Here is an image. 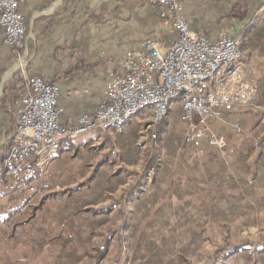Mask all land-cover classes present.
Masks as SVG:
<instances>
[{"label": "rangeland", "instance_id": "1", "mask_svg": "<svg viewBox=\"0 0 264 264\" xmlns=\"http://www.w3.org/2000/svg\"><path fill=\"white\" fill-rule=\"evenodd\" d=\"M250 41L241 39L242 53ZM259 43L264 52V40ZM16 61L4 67L0 99ZM262 77L264 88V71ZM255 85L254 99L226 114L257 106L264 118V92L258 99ZM258 100L261 105H250ZM15 103H0L12 127ZM177 104L159 139L146 109L121 129L80 134L75 143L85 144L59 164H45L40 180L13 190L0 180V264H86L100 241L91 232L109 229L108 252L98 264H264V139L255 135L233 150L241 129L224 132V114L208 127L224 138L223 153L205 142L197 150L184 141ZM42 182L49 190H30ZM121 214L126 225L119 240ZM242 242L246 246L234 255L217 253Z\"/></svg>", "mask_w": 264, "mask_h": 264}, {"label": "built area", "instance_id": "2", "mask_svg": "<svg viewBox=\"0 0 264 264\" xmlns=\"http://www.w3.org/2000/svg\"><path fill=\"white\" fill-rule=\"evenodd\" d=\"M26 2L0 0V42L17 60L8 78L13 77L20 87L13 132L0 166L4 189L42 177V167L58 158L62 142H74L88 131L121 129L146 109L151 126H156L168 117L173 102L180 105L185 143L201 150L205 142L223 153L224 138L215 136L209 124L246 105L257 92L241 67L242 37L220 31L210 39L191 30L182 17L181 0H149L159 10L162 25L175 30L176 39L161 51L157 39L147 37L128 51L119 66L108 71L95 111L63 124V109L57 103L59 86L25 72L27 30L20 7ZM49 188L43 183L30 190L40 194Z\"/></svg>", "mask_w": 264, "mask_h": 264}, {"label": "crops", "instance_id": "3", "mask_svg": "<svg viewBox=\"0 0 264 264\" xmlns=\"http://www.w3.org/2000/svg\"><path fill=\"white\" fill-rule=\"evenodd\" d=\"M181 2L182 17L195 33L211 39L224 31L230 37L251 39L249 47L242 48L241 67L248 79L260 84L258 99L262 98L264 52L258 46L259 41L264 40V0L253 2L254 13H248L243 22L226 18L236 0ZM20 12L27 30L25 72L59 86L57 103L63 109L60 116L63 124L95 111L108 71L116 69L128 51L138 48L147 37L156 38L160 50L164 51L177 37L174 29L162 25L159 10L149 0H27ZM247 50L251 53L248 58L245 57ZM14 59L13 53L0 42V81L5 65L13 63ZM85 88L89 89L88 94L84 93ZM177 105L176 102L171 104L168 116L175 113ZM250 105H261V102ZM255 109L257 106L254 109L248 106L222 118L224 132L231 129L233 134L234 128L240 126L239 134H235L240 142L233 149L237 152L244 148L245 139L252 140L255 135L264 139V118H259ZM7 112L5 107L0 112V161L6 156V144L13 132ZM84 144L62 142L59 160L51 161V166L72 156ZM50 168L46 167V171ZM137 189L131 190L127 200L135 196Z\"/></svg>", "mask_w": 264, "mask_h": 264}, {"label": "trees", "instance_id": "4", "mask_svg": "<svg viewBox=\"0 0 264 264\" xmlns=\"http://www.w3.org/2000/svg\"><path fill=\"white\" fill-rule=\"evenodd\" d=\"M256 0H236V3L231 7L230 12L226 16L228 20L243 22L246 16L249 14L254 13V9L252 7L253 2ZM19 83L12 77L6 81L3 87V95L0 99V103L3 105H8L17 102L19 97ZM166 124V118H164L158 125H157V136L156 138L159 139L160 134L163 131L164 125ZM4 159V158H3ZM0 161V163L3 161ZM132 193H128V197H130ZM122 213L121 211H119ZM126 225L125 218L121 214L120 226L117 233V238L120 240L122 237V231ZM112 231L109 229L105 233L92 231L91 235L93 237L100 238L99 242H95L92 245V253H87V263L86 264H98L108 252V246L110 240L112 238ZM246 246V243H238L235 245H226L218 249L217 253L221 254L222 258H226L228 256L236 254L241 248ZM264 248V247H263Z\"/></svg>", "mask_w": 264, "mask_h": 264}, {"label": "water", "instance_id": "5", "mask_svg": "<svg viewBox=\"0 0 264 264\" xmlns=\"http://www.w3.org/2000/svg\"><path fill=\"white\" fill-rule=\"evenodd\" d=\"M13 71V68H11L9 71ZM12 71H11V73H12ZM4 82V78L2 79V83ZM2 83H1V85H0V95H1V92H2Z\"/></svg>", "mask_w": 264, "mask_h": 264}, {"label": "bare ground", "instance_id": "6", "mask_svg": "<svg viewBox=\"0 0 264 264\" xmlns=\"http://www.w3.org/2000/svg\"><path fill=\"white\" fill-rule=\"evenodd\" d=\"M11 71H12V70H11ZM9 74H10V73H9ZM9 74H8V75H9Z\"/></svg>", "mask_w": 264, "mask_h": 264}]
</instances>
